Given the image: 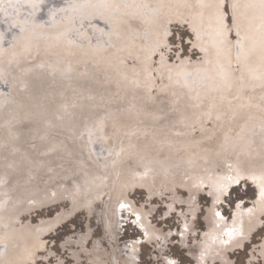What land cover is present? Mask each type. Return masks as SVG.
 Wrapping results in <instances>:
<instances>
[{"label":"rangeland","instance_id":"374dc122","mask_svg":"<svg viewBox=\"0 0 264 264\" xmlns=\"http://www.w3.org/2000/svg\"><path fill=\"white\" fill-rule=\"evenodd\" d=\"M53 1L18 17L0 0V114L23 83L35 94L75 87L105 107L98 122L50 124L34 157L0 149V264H264V198L251 172L225 186L200 175L212 165L228 180L239 174L223 173L230 159L244 172L264 161V58L240 46L243 0H211V15L202 0ZM222 57L237 77L228 89L204 66ZM13 103L6 112L19 123L6 145L32 147L42 104ZM56 191L64 194L35 199ZM18 195L19 210L9 207ZM245 221L257 226L240 243Z\"/></svg>","mask_w":264,"mask_h":264},{"label":"bare ground","instance_id":"6f19581e","mask_svg":"<svg viewBox=\"0 0 264 264\" xmlns=\"http://www.w3.org/2000/svg\"><path fill=\"white\" fill-rule=\"evenodd\" d=\"M11 2L10 3H13L15 5V14L18 16V17H22L24 15H30V14H33V13H36L40 10L41 7L43 6H48L50 5L51 3L54 4V1L53 0H50V2H48V0H10ZM53 1V2H52ZM72 3L73 1L70 0ZM69 1V2H70ZM75 1V0H74ZM85 1V0H84ZM90 1V0H88ZM92 1V0H91ZM110 1V0H109ZM116 1V0H115ZM122 1V0H121ZM48 2V3H47ZM57 2V0L55 1V3ZM96 1L94 0V3ZM125 2V0H124ZM129 2V1H128ZM138 2V1H137ZM144 2V1H143ZM155 2V1H154ZM166 2V0H165ZM172 2V1H171ZM79 3V2H78ZM121 3V2H120ZM142 3V2H141ZM157 3V2H156ZM202 3H203V8H202V12L201 14H212L213 12V5L211 3V0H202ZM46 4V5H45ZM75 4V3H73ZM85 4V3H84ZM89 5V2L87 3L86 2V5ZM101 5V3H99ZM102 4H103V0H102ZM108 4V3H107ZM144 4V3H143ZM148 4V3H147ZM159 4V3H158ZM164 4V3H163ZM66 5V4H65ZM69 5V4H68ZM93 5V4H92ZM113 5H117L116 4H113ZM140 5V4H139ZM138 5V6H139ZM145 5V4H144ZM156 5V4H154ZM53 6V5H52ZM64 6V5H63ZM67 6V5H66ZM83 6V4H82ZM82 6H78L79 9L80 7ZM91 6V5H89ZM95 6H96V3H95ZM93 6V8L95 7ZM99 6V5H97ZM96 6V7H97ZM104 6H105V3H104ZM110 6V5H109ZM75 7V5H74ZM84 7V6H83ZM82 7V8H83ZM87 7V6H86ZM85 7V8H86ZM95 7V8H96ZM148 7V6H147ZM151 7V5H150ZM62 8V7H61ZM64 8V7H63ZM76 8V7H75ZM81 8V9H82ZM90 8V7H89ZM94 8V9H95ZM103 8V7H101ZM108 8V7H107ZM87 9V8H86ZM93 9V10H94ZM3 10V9H2ZM9 10L10 12V9H7ZM63 10V9H61ZM71 10H72V6H71ZM77 10V9H76ZM88 10V9H87ZM92 10V9H91ZM139 10V9H138ZM12 11V10H11ZM74 11V10H73ZM143 11V10H142ZM1 12V11H0ZM8 12V14H9ZM68 12V10L66 11ZM77 12V11H76ZM148 12V11H147ZM56 13V12H55ZM62 13V11H61ZM81 13H84V12H81ZM81 13L80 16H81ZM159 13V12H158ZM12 14V13H11ZM66 14V13H65ZM154 14V13H153ZM73 15V14H72ZM11 16V15H10ZM16 16V17H17ZM48 16V15H47ZM69 16V15H68ZM67 16V18H68ZM71 16V15H70ZM77 16V15H76ZM79 16V15H78ZM154 16V15H153ZM3 17V16H2ZM87 17V16H86ZM89 17V16H88ZM146 17H148L146 15ZM152 17V16H151ZM13 18V17H12ZM41 18V17H40ZM39 18V19H40ZM66 18V17H65ZM92 18V17H91ZM37 19V18H35ZM80 18L77 19V21H79ZM85 19V17H84ZM90 19V17H89ZM150 19V17H149ZM45 20V19H44ZM66 20V19H65ZM82 20V19H80ZM154 20V19H153ZM84 21V20H83ZM71 22V21H70ZM239 22H240V25H241V30H242V38H241V43H240V46H242V48L250 53V54H253L256 59L258 57H263L264 58V0H243V7H242V11H241V15H240V18H239ZM3 23V22H2ZM13 23V22H12ZM45 23V22H44ZM59 23V22H58ZM66 24V22H64ZM62 23V24H64ZM72 23V22H71ZM86 23V22H85ZM150 23V22H149ZM26 24V23H25ZM47 24V23H46ZM45 24V25H46ZM76 24V23H74ZM83 24V22L81 23ZM153 24V23H151ZM12 25V24H11ZM68 25V24H67ZM66 25V26H67ZM70 25V24H69ZM89 25V24H87ZM3 26V25H2ZM32 26V25H31ZM74 26V25H73ZM77 26V24L75 25ZM80 26V25H79ZM1 27V26H0ZM16 28H19L18 26H15ZM81 27V26H80ZM84 27V25H83ZM3 28V27H2ZM14 28V29H16ZM23 28V26H22ZM4 29H5V26H4ZM81 29V28H80ZM6 30V29H5ZM43 30V29H42ZM41 30V31H42ZM44 31V30H43ZM47 31V30H46ZM6 32V31H5ZM30 32V31H29ZM8 33V31H7ZM53 33V32H52ZM10 35V33L8 34ZM32 35V34H31ZM50 35V34H49ZM30 36V35H29ZM38 36V35H37ZM51 36V35H50ZM41 37V36H39ZM53 37V36H52ZM29 38V37H28ZM30 39V38H29ZM33 39V38H32ZM52 39V38H51ZM65 42V41H64ZM31 48V47H30ZM29 49V48H28ZM223 58V57H222ZM224 58L217 61V65H216V68L214 66H210L208 65V61H206L204 63V66L205 67H210L212 70L211 74L209 75V78H208V81L210 80H213L214 83L216 84V88L218 89H228V88H231L233 86H235V83H236V80H237V77L235 75L234 72L228 70L225 65H223L224 63ZM40 62H44L46 63L47 65H50V66H53L55 67V62H50L48 60V58H45L44 57V60H39ZM258 62V60H256ZM28 62V61H27ZM212 62V61H210ZM23 65V64H22ZM27 65V64H26ZM264 66V62L261 64ZM173 79V78H172ZM185 81V80H184ZM149 86V85H148ZM71 91H68L66 94L64 93H53V94H50V90H47L46 93L45 92H42V93H39V94H35V92L37 90H34L31 88V85H28L27 83H25V86H24V83H23V86H21V92L19 93V95L17 94H14L13 95V100L12 102L10 103H7V106H3L2 108V111H1V114H0V126H1V130H0V149L3 150V153L7 154V155H10V153L14 152V151H19L20 153H28L30 154V156L32 155L33 157L36 156L35 154H37V149L41 148L42 147V142H43V134L44 132H47L50 128V126L54 123H57V121H60V120H70V121H73V124L74 126H79L81 125V123L83 124V122L86 123V121L89 123V119H96L97 122L101 120L100 118V111H102L103 107L101 106H104V103H97L95 100H92V99H95L94 96H92L88 91L87 92H81V91H77L75 87H71ZM215 89V88H213ZM211 89V91L213 90ZM66 90V89H65ZM71 99H69V98ZM78 99H77V98ZM73 98H76V99H73ZM20 99V105L18 107V110H22V109H26V108H30V107H35V109H38L39 110V105L42 104V107H43V111H42V119L40 122L43 123V125L39 126H35L34 129V139H35V145L34 146H24L22 144V147L20 149L16 148V146L14 145V142L9 145H6V142L8 141L7 138L5 137V134L6 133H9V130L11 129L12 130V127H15L18 125L19 121L16 118L17 116V112L13 111V112H6V111H12L14 110L16 107V102L13 103L15 100L16 101H19ZM71 100V101H70ZM98 100V99H97ZM24 101V102H23ZM23 102V103H22ZM26 104V105H23V104ZM22 104V105H21ZM28 104V106H27ZM65 104H69L70 107H68L66 109V105ZM101 105V106H100ZM139 106V105H137ZM105 107V106H104ZM101 108V110H100ZM138 108V107H137ZM164 108V107H163ZM173 108V107H172ZM5 109V110H4ZM166 109V107H165ZM28 110V109H27ZM69 110V111H68ZM168 110V109H166ZM165 110V111H166ZM171 110V109H170ZM5 111V112H4ZM22 111H25V110H22ZM167 112V111H166ZM76 115L80 116L79 119L80 120H77L78 122L75 121V119H73ZM19 116V115H18ZM40 117V116H39ZM37 116V118H39ZM27 118H30V120L35 117L33 116H30L27 117ZM99 119V120H98ZM51 124V125H50ZM72 124V125H73ZM76 124V125H75ZM74 127V128H75ZM78 132V131H77ZM20 133V132H19ZM18 133V135H20ZM16 134V133H15ZM63 135V134H62ZM12 136V135H11ZM28 136V135H27ZM16 137V135H15ZM83 137V135H82ZM45 138V137H44ZM47 138V137H46ZM81 138V137H80ZM79 138V139H80ZM84 138V137H83ZM18 139V138H17ZM24 139H27L26 136L23 137V142L26 143V141H24ZM74 139V138H73ZM30 140V139H29ZM42 141V142H40ZM80 141H82L80 139ZM74 142V141H73ZM84 143V141H82ZM81 142V143H82ZM80 143V142H79ZM86 143V142H85ZM120 144V142H119ZM47 145V143H46ZM75 146V145H74ZM85 146V145H84ZM76 147V146H75ZM83 147V146H82ZM119 148V147H118ZM89 149V148H88ZM77 150V149H76ZM80 150V149H79ZM78 152V150H77ZM17 153V152H15ZM91 153V151H90ZM117 155V154H116ZM15 156V155H14ZM90 157L92 155H89ZM119 156V155H118ZM6 157H9V156H6ZM19 157V156H17ZM32 157V158H33ZM15 158V157H14ZM31 158V159H32ZM36 158V157H35ZM77 158L80 160L82 158L80 152H78V155H77ZM117 158V157H116ZM171 158V157H170ZM12 159V158H10ZM22 159V157H21ZM34 159V158H33ZM37 159V158H36ZM17 161V159H15ZM14 160V161H15ZM36 162V161H35ZM50 162V161H49ZM228 162V167L226 169V171H224L223 173H230V171H237V173H239L238 175L236 176H229L228 177V180H225V177H227V174H222L221 176L217 177L214 173V168L212 165L208 166L206 170H203L201 172V176L207 172L208 173V176L207 178L209 179V181H214L215 183H213L214 185H223L225 186L228 182H229V185H233L235 182L238 181V178H241L242 175L244 174H250L252 178H254L252 181L255 183L258 191H259V198L262 197L264 198V186H263V179H264V161L261 165H259V168H256V169H252L251 171L249 172H244L243 170H241L240 168L239 169H235V166L237 167L236 165V162L232 159H230ZM10 163V162H9ZM13 163V162H12ZM95 163V162H94ZM19 164V163H18ZM34 164V163H33ZM91 164V163H90ZM227 164V163H226ZM51 165V164H50ZM7 167V165H5ZM21 166V165H20ZM94 166V164H93ZM45 167V166H44ZM21 168V167H20ZM32 167H30L31 169ZM49 168V167H48ZM42 170V169H40ZM45 170V169H44ZM47 170V169H46ZM2 171H7V168L3 167V165L0 163V178L2 179L1 177V173ZM19 172V170H17ZM47 172V171H46ZM144 175H140L141 179L144 180L146 183L150 182V179L148 178V172L147 171H144ZM194 172V171H193ZM10 173V172H9ZM9 173H7V175H9ZM22 173V172H21ZM126 173V172H125ZM187 173H190V171H187ZM128 174V173H127ZM147 174V175H146ZM11 175V174H10ZM187 175V174H186ZM199 175V176H200ZM248 175V176H249ZM26 176V175H25ZM148 176V177H147ZM198 176V175H197ZM196 176V177H197ZM27 177V176H26ZM62 177V176H61ZM65 177V176H64ZM157 177V176H156ZM158 177L160 178V176L158 175ZM69 178V177H68ZM67 178V180H69ZM73 178V177H72ZM248 178V177H247ZM19 179V178H17ZM24 179V178H23ZM65 179V178H64ZM219 179V180H217ZM25 180V179H24ZM162 179H158V185L160 183ZM45 181V180H44ZM53 181V180H52ZM55 181V180H54ZM62 181V180H61ZM64 181V180H63ZM17 182V181H16ZM51 182V181H49ZM14 183V182H13ZM33 183L36 184L37 183V180L36 178L34 179L33 178ZM222 183V184H221ZM48 184V183H47ZM15 185H17L15 183ZM46 185V184H45ZM49 185V184H48ZM44 186V185H43ZM42 186V187H43ZM47 186V185H46ZM57 187V186H56ZM44 188V187H43ZM193 188V187H192ZM190 188V190L192 189ZM144 189V188H143ZM16 190V189H15ZM42 190V188L40 189ZM31 191V190H30ZM30 191H27V192H30ZM38 191V190H37ZM32 194V193H31ZM64 194L63 191L61 192H55V193H52V194H49V195H45V196H42V192H38L37 193V196H36V200L37 202H40V201H45L48 197L50 198H53V197H61L62 195ZM23 195V194H22ZM21 195V196H22ZM30 195V194H29ZM21 196H16L14 197L13 199L10 200V204H9V207L12 206H15V204H18L20 202V200H15L16 198L18 197H21ZM90 196V195H89ZM151 196V195H150ZM68 198V197H67ZM22 199V198H21ZM64 200V199H63ZM14 201V202H13ZM60 201V200H59ZM13 202V203H12ZM30 201H28L29 203ZM27 204V202L25 203ZM55 204V203H54ZM119 205V204H118ZM19 207H17V209L19 210L20 208H23L25 207L24 203H19L18 205ZM42 207V206H41ZM83 207V206H82ZM118 207V206H117ZM82 209V208H81ZM33 212V209L31 210ZM77 211V210H76ZM133 211V210H132ZM115 212V211H114ZM126 212V211H125ZM135 212V211H134ZM136 213V212H135ZM31 214V213H30ZM137 214V213H136ZM16 215V214H15ZM27 215V214H26ZM25 215V216H26ZM133 215V214H132ZM29 216V215H28ZM134 217V216H133ZM205 218V217H204ZM209 221V219H208ZM135 222V220H134ZM138 223V222H137ZM206 223V222H205ZM140 225V224H139ZM256 226L257 225H251L249 224L248 221H245L243 222L242 224L238 225L239 227V233L242 232V234H247V236L245 237V239L242 240V242L240 243H244V242H247L251 236H253L255 230H256ZM140 230V229H139ZM141 231V230H140ZM143 231H144V228H143ZM44 234V233H42ZM146 234V233H145ZM20 235V234H19ZM241 235V233H240ZM240 235L236 236L234 238V240L232 241V243H235L237 244L240 240ZM144 236V235H143ZM146 237V236H145ZM19 238L16 239V241L18 240ZM142 239V238H141ZM251 239V238H250ZM140 241L139 239L136 238V240L132 241V243L130 244L131 247H134L135 245H140ZM128 246V245H127ZM129 246V247H130ZM243 246L240 245V246H237L239 248H241ZM45 249V248H44ZM133 249V248H132ZM140 249V248H139ZM127 250V249H126ZM130 250V249H129ZM140 251V250H139ZM138 251V252H139ZM252 252V251H251ZM21 256V255H19ZM127 261V260H126ZM126 264V263H125ZM130 264V263H129Z\"/></svg>","mask_w":264,"mask_h":264},{"label":"water","instance_id":"95a60500","mask_svg":"<svg viewBox=\"0 0 264 264\" xmlns=\"http://www.w3.org/2000/svg\"><path fill=\"white\" fill-rule=\"evenodd\" d=\"M48 2H50V0H48ZM48 2H47V3H48ZM45 5H46V4H45ZM46 13H47L46 10H45L44 12L42 11V12H41V14H42L41 16L46 15ZM231 27H232V25H230V28H231ZM255 194H257V196H256L254 199H256V198L258 197V191H256Z\"/></svg>","mask_w":264,"mask_h":264},{"label":"snow or ice","instance_id":"6c2138e0","mask_svg":"<svg viewBox=\"0 0 264 264\" xmlns=\"http://www.w3.org/2000/svg\"><path fill=\"white\" fill-rule=\"evenodd\" d=\"M121 207H123V205H121Z\"/></svg>","mask_w":264,"mask_h":264}]
</instances>
